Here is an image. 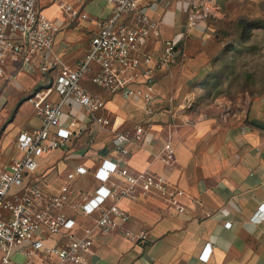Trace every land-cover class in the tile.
Segmentation results:
<instances>
[{"label": "crops", "instance_id": "0c3cea01", "mask_svg": "<svg viewBox=\"0 0 264 264\" xmlns=\"http://www.w3.org/2000/svg\"><path fill=\"white\" fill-rule=\"evenodd\" d=\"M82 3L93 16V33L98 31L95 7L90 0H64ZM217 8L216 0H203ZM38 9L59 31L53 53L67 66L76 67L90 50L84 39L87 20H72L64 15L53 0H39ZM188 0H141L140 10L158 24L159 35H152L147 51L158 58L166 41L172 40L177 50L185 39ZM219 10V9H218ZM201 23L197 33L204 29ZM178 51L171 66L154 70V94L157 112L145 115L143 100L124 92L112 94L91 82L99 66L85 74L81 86L104 101L103 115L107 127L89 124L83 109L76 103L63 107L61 124L75 121L73 136L65 149L37 159V170L29 180L49 195L69 190V203L81 204L94 195L99 182L94 176L104 160L114 161L116 133L127 135L128 154L123 156L132 175L141 172L160 176L182 191L176 198L179 211L170 199L157 193L140 194L137 199L123 198L117 204L129 216L126 227L147 233L144 245L129 242L120 232L92 234V253L86 264H264V221L252 223L259 207L264 205V95L241 90L232 100L225 97L208 102L202 80L205 69L193 60L183 62ZM41 58L32 57L34 71L21 69L9 62L0 79V167L8 168L11 158H20L16 147L19 134L39 129L42 121L27 101L37 88L53 80L57 69L41 75ZM142 77L129 85L140 89ZM200 80V81H199ZM199 81V82H198ZM201 88V89H200ZM59 101L56 93L48 96ZM163 110V111H161ZM145 133L136 140L135 129ZM76 133V134H75ZM80 133V134H78ZM170 145L173 158L164 161L165 146ZM86 149L85 155L73 153ZM87 170L76 175V169ZM69 176H72L69 178ZM111 182L122 187L124 181L112 176ZM109 186V183L105 184ZM107 204H111L108 202ZM63 212L75 221L74 235L81 238L91 229L99 213L88 217L67 206ZM230 223V227H225ZM59 237H49L47 245L59 244ZM210 244L208 259L201 256ZM13 260L24 262L20 255ZM55 258L42 257L33 264H51Z\"/></svg>", "mask_w": 264, "mask_h": 264}, {"label": "built area", "instance_id": "2783aa9c", "mask_svg": "<svg viewBox=\"0 0 264 264\" xmlns=\"http://www.w3.org/2000/svg\"><path fill=\"white\" fill-rule=\"evenodd\" d=\"M38 1L0 0V79L4 77L9 62L21 64L20 70L34 71L32 57L35 55L41 58V75L46 76L50 70L57 69L53 80L37 87L27 98L40 117L42 126L19 134L16 147L22 157L11 158L8 168L0 167V264H33L42 257L55 258L51 264H86L87 257L92 253L94 230L102 235L120 232L134 244L144 245L150 241L147 233H134L126 227L130 218L118 206L120 199H137L140 194L157 193L170 199L181 211L176 198L183 192L160 176L148 172L129 173L122 158L128 154L129 139L121 133L114 135L113 152L117 158L101 162L94 173L100 185L94 195L81 204L69 203L67 187H63L59 195H49L31 184L28 177L36 172L38 158L65 149L70 143L76 122H70L68 127L61 124L65 105L72 102L80 106L89 124L109 126V120L103 115L104 101L81 86L82 78L92 71L93 64L99 66V71L91 77L93 84L112 94L124 92L126 96L141 97L145 115L153 116L158 109L153 72L170 66L177 47L169 40L158 58L154 59L149 54L147 45L152 35H159L158 24L140 10L141 0H90L97 10L98 31L92 36L90 50L83 60L76 67H70L53 53L59 27L38 9ZM53 1L72 20H87L92 16L82 3ZM188 1L187 34L219 12L215 5L203 0ZM137 77L144 79L140 83L141 88L132 90L129 85ZM53 92L59 96V101L48 100ZM144 133L143 128H136V140L139 141ZM165 151L163 160L171 161L173 153L170 145L165 146ZM86 153L87 150L82 149L73 154ZM86 172L83 167L76 169V175ZM114 175L123 179L122 187L110 181ZM107 183L108 187L105 186ZM67 206L88 217L99 213L94 227L86 229L81 238L74 235L75 221L63 212ZM261 221H264V205L251 219L252 223ZM225 227L229 228L230 223H226ZM49 237H59L61 243L47 245ZM209 253L210 244H207L201 257L206 260ZM14 255L22 256L25 261H14Z\"/></svg>", "mask_w": 264, "mask_h": 264}, {"label": "rangeland", "instance_id": "374dc122", "mask_svg": "<svg viewBox=\"0 0 264 264\" xmlns=\"http://www.w3.org/2000/svg\"><path fill=\"white\" fill-rule=\"evenodd\" d=\"M216 3V17L199 33L193 30L185 34L184 43L177 50L180 60H193L205 69V91L200 89L207 94L208 102L220 97L232 100L241 90L264 95V0ZM89 19L86 30H82L87 42L94 27L92 18ZM240 22H244L243 31L239 29Z\"/></svg>", "mask_w": 264, "mask_h": 264}, {"label": "trees", "instance_id": "16d2710c", "mask_svg": "<svg viewBox=\"0 0 264 264\" xmlns=\"http://www.w3.org/2000/svg\"><path fill=\"white\" fill-rule=\"evenodd\" d=\"M243 23H244V22H240L239 25H238V26H239V29L241 28L242 31L245 29V25H243ZM257 23H258V22H256V24H257ZM240 31H241V30H240ZM242 31H241V32H242Z\"/></svg>", "mask_w": 264, "mask_h": 264}]
</instances>
